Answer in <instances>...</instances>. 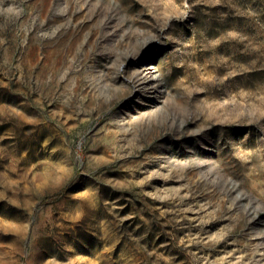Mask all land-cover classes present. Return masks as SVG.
<instances>
[{
	"label": "rangeland",
	"instance_id": "obj_1",
	"mask_svg": "<svg viewBox=\"0 0 264 264\" xmlns=\"http://www.w3.org/2000/svg\"><path fill=\"white\" fill-rule=\"evenodd\" d=\"M0 264H264V0H0Z\"/></svg>",
	"mask_w": 264,
	"mask_h": 264
}]
</instances>
